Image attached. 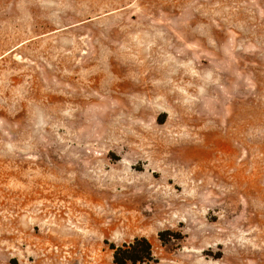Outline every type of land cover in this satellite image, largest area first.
Returning <instances> with one entry per match:
<instances>
[{
    "label": "rangeland",
    "instance_id": "1",
    "mask_svg": "<svg viewBox=\"0 0 264 264\" xmlns=\"http://www.w3.org/2000/svg\"><path fill=\"white\" fill-rule=\"evenodd\" d=\"M264 264V0H0V264Z\"/></svg>",
    "mask_w": 264,
    "mask_h": 264
},
{
    "label": "trees",
    "instance_id": "2",
    "mask_svg": "<svg viewBox=\"0 0 264 264\" xmlns=\"http://www.w3.org/2000/svg\"><path fill=\"white\" fill-rule=\"evenodd\" d=\"M112 250V264H146L153 259L151 245L144 238L134 239L131 243L113 247Z\"/></svg>",
    "mask_w": 264,
    "mask_h": 264
}]
</instances>
